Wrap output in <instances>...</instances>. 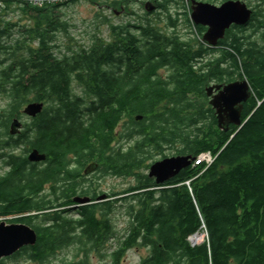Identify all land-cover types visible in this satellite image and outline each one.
Here are the masks:
<instances>
[{"label": "trees", "instance_id": "trees-1", "mask_svg": "<svg viewBox=\"0 0 264 264\" xmlns=\"http://www.w3.org/2000/svg\"><path fill=\"white\" fill-rule=\"evenodd\" d=\"M77 1L0 5V101L5 104L0 137L2 147L5 141L8 149L23 148L18 155L1 154L7 171L0 175V220L23 223L37 236L34 246L11 259L47 264L75 247L79 260L66 264H89L91 254L120 264L135 249L147 251L139 264H264V12L253 11L248 25L230 28L218 46L209 47L202 40L204 28L190 19V0H180L188 6L182 14H171V2L165 1L164 29L148 19L111 24L109 40L93 35L86 46H72L70 26L58 11ZM130 1H113L107 8L123 10ZM10 11L26 20H7ZM180 19L187 37L180 33ZM59 33L69 39L64 52ZM237 81H246L251 95L241 125L225 129L205 88ZM91 98L96 103L84 104ZM30 103L44 108L27 117L14 139L9 126L26 117L23 109ZM124 139L131 144L126 150ZM33 150L49 158L46 167L27 160ZM108 151L107 167L135 178L124 190L122 237L111 220L116 206L74 204L77 195L92 192L78 188L67 170L68 156L85 164ZM167 151L189 157L191 164L155 185L142 171ZM206 152L213 164L192 167ZM198 234L203 240L192 242Z\"/></svg>", "mask_w": 264, "mask_h": 264}, {"label": "water", "instance_id": "water-1", "mask_svg": "<svg viewBox=\"0 0 264 264\" xmlns=\"http://www.w3.org/2000/svg\"><path fill=\"white\" fill-rule=\"evenodd\" d=\"M173 1V0H168ZM146 13H152L155 7L147 2L144 5ZM252 11L247 5L240 1H227L219 6L191 2L190 19L195 26L206 28L202 40L210 47H216L218 41L222 40L225 32L231 27H244L251 19ZM218 91L210 101L214 109L219 127L229 125H241L242 104L250 95V88L246 81H237L224 86H212L206 89V96L210 97L213 91ZM43 105L30 103L23 109V114L29 118H35L41 113ZM20 121L13 120L10 124V134L15 135L20 127ZM27 160L30 163H40L44 155L33 150L29 153ZM191 164L189 157H170L155 162L149 169V177L156 180V185H163L175 177L180 171L187 169ZM74 204L83 205L89 203L88 199H74ZM196 235V237H198ZM37 236L35 231L23 223H7L0 220V262L11 258L25 247L35 245Z\"/></svg>", "mask_w": 264, "mask_h": 264}, {"label": "rangeland", "instance_id": "rangeland-1", "mask_svg": "<svg viewBox=\"0 0 264 264\" xmlns=\"http://www.w3.org/2000/svg\"><path fill=\"white\" fill-rule=\"evenodd\" d=\"M113 1L120 0H94V3L97 5L91 4L88 0H79L74 4H70L69 6L60 9L59 17L61 20L66 21L68 23L69 36L73 39L74 42H71L70 45H87L90 42V39L93 35H96L100 38L109 40L111 38L109 26L119 25V24H131L138 25L142 23V21L148 19L152 22H155L158 27L164 29L165 27V15L162 10L152 12L151 14L146 13L144 10V5L147 2H152L151 0H134L129 3L124 4V9L121 10L120 6H117L114 11L113 9H108L107 7ZM158 1V0H156ZM161 3H164L168 0H159ZM202 3H215L217 4L220 0H196ZM242 2L248 4L246 0H241ZM178 3L171 2L167 7L171 14H175V12L182 14L187 10V5L182 1H177ZM190 4V3H189ZM183 5L185 8L183 9ZM146 14H148L146 16ZM7 20H11V22H20V20H26V17L22 15L21 12L16 11L14 13L8 12L6 16ZM182 18V17H180ZM23 23V22H21ZM179 30L183 36H189L188 31L184 28L182 24V19L179 22ZM134 33L135 30L131 29ZM169 32V31H167ZM246 32V34H248ZM14 34L13 37H15ZM57 43L61 46L60 51L64 52V48L69 45V39L65 34L59 33L57 35ZM56 54H59V50L56 51ZM164 75V72L160 73ZM5 104L0 101V109H2ZM1 111V110H0ZM23 123L28 122L27 118L22 120ZM167 157L173 156V152H166ZM159 159V158H158ZM157 159V160H158ZM4 167L0 165V174L4 172ZM133 184L131 179H124V182L120 180H108L107 181V190L115 189L119 192H122L121 189H127L129 186ZM74 211L71 212L73 214ZM74 216L75 213H74ZM112 224L115 228L116 234L118 237H122L124 234V230L127 226V219L125 216V208L123 206H116L113 208V213L111 216ZM202 235L192 239L191 241L195 243H200L203 240ZM117 244V238L108 243L107 250L110 251L114 249ZM76 248L70 247L68 249L60 251L54 258L49 260L47 264H66L69 262L77 261L79 258L75 257ZM147 255V251L143 249H135L130 250L126 253V256L123 257L120 264H139V261L142 257ZM89 264H109V259H99L95 254H91L88 260ZM4 264H35L31 261H28L25 258H17V259H4Z\"/></svg>", "mask_w": 264, "mask_h": 264}, {"label": "flooded vegetation", "instance_id": "flooded-vegetation-1", "mask_svg": "<svg viewBox=\"0 0 264 264\" xmlns=\"http://www.w3.org/2000/svg\"><path fill=\"white\" fill-rule=\"evenodd\" d=\"M151 1H152L151 4L155 7V10L153 12L162 10V8H161L162 3L159 0L158 1L151 0ZM177 1H180V0H173L170 2H177ZM192 1H196V0H190V4H189L190 11H191V2ZM224 2L225 1L220 0V1H218L217 4H215V3L214 4L211 3V4L219 6ZM246 5L248 8L251 9L252 13H253V11L264 12V4L261 1H255L254 0L249 5L248 4H246ZM201 28H204V27H201ZM231 28H233V27H231ZM204 31H206V28H204ZM218 43H219V41H218ZM218 43L216 46H218ZM224 85L225 84L213 82L210 85H208L205 89L212 87V86H224ZM79 92H80V89L77 87V94ZM217 93H218V91L214 90L211 93L210 97H207V101H208L207 103L209 106H210L209 103H210L212 97L216 96ZM94 103H96V99H94V98H91V100H85V102H84V104H86V105L87 104L91 105ZM245 103H243V104H245ZM243 104H242V106H243ZM43 108H44V106H43ZM210 108L212 109L211 106H210ZM212 111L214 112L213 114H215L214 109H212ZM25 118H27V117H25ZM140 120H141V117L135 118L136 122H139ZM20 124L21 125H20V127H19V129L15 135L10 134V126H9L8 135L12 136L15 139L23 129V122L20 121ZM4 139L7 140V138H4ZM1 140L2 139L0 137V165L4 167V169H5L4 172H5V171H7V167H5V164L3 163V158L1 157V154L2 153H13V154L18 155V154H21L23 152V148H22V146H17V147H14V149H8L7 148L8 145L5 141L3 142L4 147H2V141ZM117 143H119V142H117ZM120 143H121V145H123L124 150H126L129 147V145H131L125 139L123 141H121ZM124 150L121 152L122 155H120V156H124V153L127 152ZM28 155H29V153L26 154V157H28ZM98 155H100V154H98ZM171 157H174V156H171ZM108 158H109V151L105 152L104 156L101 155L99 157H97V154L95 153L92 155V159L88 163L79 164V163H75L76 158L74 156H68L67 159H68L69 165L67 167V170L74 174L73 179H75V182L78 184H81V186L78 188H80V189L82 188L84 190L90 188V191L92 192L88 195H86V194H83L82 196L77 195L76 199H88L90 204H95V205L97 204V205L102 206V207H106L108 205H110V206H112V205L123 206V204H124V189H121L122 192H119L118 190H115V189L107 190L106 189L107 181L108 180H120V181L124 182V179H131L132 181H134L135 178L134 177H131V178L124 177V174L114 172L113 170L108 168L107 164H106L108 161ZM165 158H170V157L165 156ZM162 159H164V158H162L161 156L158 155L152 161H148V165H149L148 169L142 171L143 175H145L147 177V179L150 180V182L154 183L155 185H156L155 178L149 177V169L155 162L161 161ZM41 163H42V166H44V167H46L49 163V158L45 154H44V160ZM175 177H173L169 181L173 180ZM46 189L49 190V186H47ZM91 200H94V201L91 202ZM89 203H87V204H89ZM83 205H86V204H83ZM76 206L79 207L81 205H76Z\"/></svg>", "mask_w": 264, "mask_h": 264}, {"label": "built area", "instance_id": "built-area-1", "mask_svg": "<svg viewBox=\"0 0 264 264\" xmlns=\"http://www.w3.org/2000/svg\"><path fill=\"white\" fill-rule=\"evenodd\" d=\"M3 1L26 2V3L34 4V5H42L44 1L50 2L53 0H0V5L2 4ZM214 160L215 158L209 152L202 153L196 158V160L192 162V167L200 166L201 164H204L205 168H207L213 164ZM185 185L188 186L189 183L186 182Z\"/></svg>", "mask_w": 264, "mask_h": 264}]
</instances>
